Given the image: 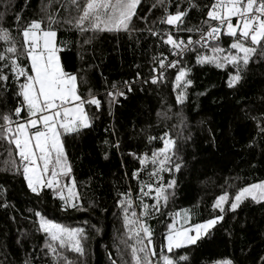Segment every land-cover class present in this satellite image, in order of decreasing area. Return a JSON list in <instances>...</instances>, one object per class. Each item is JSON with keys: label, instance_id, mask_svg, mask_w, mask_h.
I'll return each mask as SVG.
<instances>
[{"label": "trees", "instance_id": "16d2710c", "mask_svg": "<svg viewBox=\"0 0 264 264\" xmlns=\"http://www.w3.org/2000/svg\"><path fill=\"white\" fill-rule=\"evenodd\" d=\"M217 2L0 0V264H162L166 256L171 264H264V198L235 199L264 180V29L244 36L222 26L219 41L197 45L218 25ZM238 4L252 9L264 0ZM173 15L180 17L171 23ZM33 22L54 31L89 118L62 133L76 195L70 203L51 187H28L9 133L29 116L23 32ZM164 33L193 42L175 68L164 67L172 53L158 41ZM180 69L188 84L178 102ZM181 209L192 224L218 220L167 251ZM39 217L79 227L84 254L73 263L58 246L56 255Z\"/></svg>", "mask_w": 264, "mask_h": 264}, {"label": "rangeland", "instance_id": "374dc122", "mask_svg": "<svg viewBox=\"0 0 264 264\" xmlns=\"http://www.w3.org/2000/svg\"><path fill=\"white\" fill-rule=\"evenodd\" d=\"M217 1L219 11L215 16L219 21L232 19L242 11L250 10L249 4L242 8L238 0ZM177 17L178 15L170 16L168 21L174 23ZM247 26V23H243L240 33H245ZM261 30L259 28L256 33ZM233 31V26L227 29L228 33ZM23 39L28 49L27 56L31 68V74L23 88L29 116L14 123L9 133L13 134V143L18 155L25 160L23 171L28 187L32 191H38L50 182V187L57 195L70 203L76 195L68 178L69 166L63 149L62 133L88 125L89 118L77 93L75 74L69 73L59 59L54 31L42 29L38 22H33L23 32ZM237 49L242 51L241 46ZM186 73L185 69H180L175 79V95L178 102L185 98V87L188 84ZM170 147L171 141L166 139L163 152L168 151ZM247 196L264 198V180L239 189L235 199L238 201ZM225 198L224 194L219 196L216 204L221 205ZM190 217L188 209H181L175 214L166 236L167 251L194 242L218 220L210 218L192 224L189 223ZM39 223L53 241V252L56 255L58 246L65 247L70 252L68 260L71 259L73 263L84 254L87 235L79 227L66 222H52L43 217H39ZM160 260L162 264L172 262L167 256Z\"/></svg>", "mask_w": 264, "mask_h": 264}, {"label": "built area", "instance_id": "2783aa9c", "mask_svg": "<svg viewBox=\"0 0 264 264\" xmlns=\"http://www.w3.org/2000/svg\"><path fill=\"white\" fill-rule=\"evenodd\" d=\"M235 17L237 19L236 24H232V19L220 20L217 23L218 25L215 24L205 29L193 42L199 46H207L210 42H217L220 40L222 26L225 28L226 32L231 26H233L234 31L240 32V27L243 23H247L248 26L246 32L242 35L255 36L259 28L262 30L264 29V4H259L246 12L242 11ZM193 42L185 41L182 37L174 38L173 41L167 45L172 53L170 57L167 56L163 59L164 67L175 68L178 66L186 49ZM156 75L157 74L154 75V78H156ZM117 94L124 95L120 90H117ZM61 104H63V102H61Z\"/></svg>", "mask_w": 264, "mask_h": 264}, {"label": "crops", "instance_id": "0c3cea01", "mask_svg": "<svg viewBox=\"0 0 264 264\" xmlns=\"http://www.w3.org/2000/svg\"><path fill=\"white\" fill-rule=\"evenodd\" d=\"M179 17H180V15H178L176 20H178ZM173 39L174 38L171 35L164 33V34L160 35L158 41L160 44L167 46L170 42L173 41Z\"/></svg>", "mask_w": 264, "mask_h": 264}, {"label": "water", "instance_id": "95a60500", "mask_svg": "<svg viewBox=\"0 0 264 264\" xmlns=\"http://www.w3.org/2000/svg\"><path fill=\"white\" fill-rule=\"evenodd\" d=\"M50 182H48L45 186H44V188H46V189H48V188H50Z\"/></svg>", "mask_w": 264, "mask_h": 264}]
</instances>
